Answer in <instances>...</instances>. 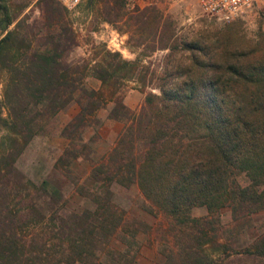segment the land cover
<instances>
[{
  "label": "trees",
  "instance_id": "trees-1",
  "mask_svg": "<svg viewBox=\"0 0 264 264\" xmlns=\"http://www.w3.org/2000/svg\"><path fill=\"white\" fill-rule=\"evenodd\" d=\"M109 2L107 13L114 18L106 19H121L125 1ZM0 11V74L6 75L0 130L10 142L0 150V264H137L130 248L134 234L124 237L123 249L111 246L124 223L112 201L113 182L136 183L151 211L157 207L172 218L176 247L165 252L162 264H238L234 259L241 253L264 255L263 236L252 238L245 251L233 250L226 234L220 238V232L239 233L244 219L264 209V31L256 41L241 43L226 24L202 39L179 41L172 20L155 6L139 10L136 19L153 21L158 47L170 50L168 62L178 50L183 55L151 76L159 93L147 92L134 111L118 96V85L136 75L137 60L105 49L92 67L100 86L89 88L85 73L64 57L75 34L63 15H56L45 40L34 45L36 34L7 28L12 16L3 0ZM73 101L79 110L60 130L69 138L81 139L92 119L99 124L93 115L107 101H113L108 116L125 124L91 168L94 206L59 212L61 191L45 179L36 184L21 178L14 160ZM198 205L210 214L191 215ZM223 207L230 209V225L215 214ZM208 243L209 250L203 246ZM232 250L238 254L231 257Z\"/></svg>",
  "mask_w": 264,
  "mask_h": 264
},
{
  "label": "rangeland",
  "instance_id": "rangeland-1",
  "mask_svg": "<svg viewBox=\"0 0 264 264\" xmlns=\"http://www.w3.org/2000/svg\"><path fill=\"white\" fill-rule=\"evenodd\" d=\"M3 1L12 16V22L7 28L18 26L22 34L28 33L31 37L36 34L33 37L34 45L45 40L49 24L56 22V15H63L75 34V42L65 48L64 57L85 73L83 83L89 88L100 86V79L93 75L92 67L101 59L105 49L118 51L124 58L137 60L136 75L123 79L118 85V96L134 111L144 103L147 92L159 93L157 79L154 77L152 80L151 76L172 67L183 55L182 50H178L174 53L175 60L168 62L166 55L170 50L158 47L153 21L136 19L139 10L155 6L166 18L172 20L179 41L181 38L202 39V35L214 32L226 24L232 25L238 34L237 41L241 43L256 41L264 31L263 10L248 9L234 20L223 22L207 14L197 0H124L120 10L123 17L117 20L106 19L111 16L106 8L111 5L107 3L108 0H82L73 10H68L57 0ZM3 33L4 30L0 29V36ZM5 76L4 72L0 74V92ZM112 104L113 101H107L97 109L93 116L100 123L92 119V125L84 129L80 139L75 134L69 138L60 131L79 110L78 103L73 101L57 113L44 131L33 135L15 156L14 166L21 178L36 184L45 179L49 186L61 191L62 199L57 205L59 212L81 211L95 204L92 193L95 187L89 185L91 168L114 145L125 124L122 119L108 116ZM8 136L5 130H0V150L9 146ZM69 151H76L77 155L70 159ZM239 180L244 182L245 175L240 174ZM110 188L113 203L119 213L124 215V223L114 233L111 246L123 249L127 246L124 237L131 239L130 236L134 234L135 241H132L130 248L136 253L137 264H162L165 252L176 247L172 218L157 207L151 211L150 201L144 197L136 183L125 186L113 182ZM190 214L206 216L210 213L205 205H198L191 208ZM215 214H219L224 224H232L229 207H223ZM243 226L238 228L240 232L237 234L220 232L221 240L225 239L226 234V239H230L236 248L233 250L245 251V246L250 245L247 243L252 238L256 240L264 237V209L244 219ZM197 243L192 241V244ZM203 246L210 249L209 243ZM233 250L231 257L238 254ZM234 260L238 264H264V255L241 253L239 259Z\"/></svg>",
  "mask_w": 264,
  "mask_h": 264
},
{
  "label": "built area",
  "instance_id": "built-area-1",
  "mask_svg": "<svg viewBox=\"0 0 264 264\" xmlns=\"http://www.w3.org/2000/svg\"><path fill=\"white\" fill-rule=\"evenodd\" d=\"M68 10H73L82 0H58ZM210 16L230 22L244 11L252 8L264 11V0H197Z\"/></svg>",
  "mask_w": 264,
  "mask_h": 264
}]
</instances>
